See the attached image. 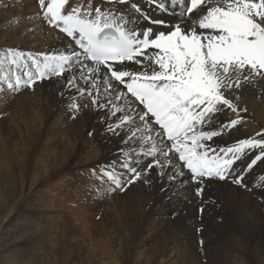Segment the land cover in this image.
<instances>
[{
  "label": "bare ground",
  "instance_id": "bare-ground-1",
  "mask_svg": "<svg viewBox=\"0 0 264 264\" xmlns=\"http://www.w3.org/2000/svg\"><path fill=\"white\" fill-rule=\"evenodd\" d=\"M88 2L70 0L64 11L78 4L87 6ZM133 2L153 19L168 23L178 20L176 15L163 13L155 5H148L146 0ZM92 4L93 7L101 5L102 9L118 10L130 29L137 25L147 26L130 4H107L105 0H92ZM168 7L169 11L173 10L170 4ZM174 10L179 13L180 6ZM24 11L34 13L33 17L25 24L10 25V19H19L18 14ZM40 11L39 15L34 0H2L0 86H14L13 80L21 74L22 67L24 71L35 72L26 56L18 64H11L7 56L9 49L34 56L39 53L70 54L73 49L81 52L57 27L47 22L41 8ZM153 27L166 30L162 26ZM37 58L43 63L42 56ZM72 63L71 70L63 75L42 78L21 97H16L17 100L15 98L20 111L14 109L8 113L7 119L12 121L11 129L3 131L0 123V171L7 175V181L0 182V264H52L59 255V243L57 240L54 242V238L60 232L63 215L73 216V222L79 223L85 235L89 236L87 226L92 218V209L86 200L98 195L102 186L106 191H112L130 179L132 173L122 167L126 162L141 172V177L133 183V189L127 191L128 198L135 204L141 218L147 213V221H172L176 232L174 249L181 256H187L189 251L199 256L200 247L195 245L194 238L195 227L216 217L227 219L231 223L229 231L237 235L261 231L260 245L264 248V220H261L264 216V180L261 179L264 177V158L248 169V164L264 149L246 150L233 165L228 178H204L203 185L193 182L190 171L180 167L182 162L178 154L169 166H164L165 157L156 154L154 158L162 166L148 169L153 156L145 153L151 143H143L141 137L151 133L137 131L142 128L143 122L130 110L125 99H115L116 91L107 89L102 75L98 77L82 69L81 63L91 66V62L81 57L79 62ZM126 67L139 66L129 63ZM82 71L83 75L99 79L97 88L91 87V81L81 78ZM73 77L76 86L70 87L68 80ZM80 88L85 89L83 95L79 92ZM119 90L124 91L122 85ZM225 95L238 109L246 111L239 112L240 122L236 126L222 129V125L237 119L238 115L230 108L219 106L221 111L212 117L210 124L204 126V130L221 132L204 141L211 149L233 145L264 130V76L245 82L238 89L225 90ZM93 97H96L97 105L105 107L93 105ZM73 102L79 105L78 111L70 107ZM113 105L123 110L113 115ZM131 107L142 106L134 104ZM124 115L132 119L121 124ZM115 125L120 126L110 127ZM133 132H136L135 136ZM257 138L264 139V136ZM158 147L163 145L158 144ZM104 171L113 172L120 186L105 176ZM238 175L243 177L241 184L232 182ZM198 187H203L199 196L196 194ZM79 190L83 193H77ZM15 204L21 208L15 209ZM240 225L244 226L241 230ZM94 230L92 228V233ZM95 236L101 239L103 234L98 232ZM253 237H247L245 248L224 240L217 243L208 255L210 258H232L230 264H264V256L255 259L248 256ZM234 238L238 242L239 239ZM38 240L42 241L36 245ZM174 249L170 253L173 254ZM110 259L114 262L111 260L108 264H119L115 256ZM165 262L159 259L160 264Z\"/></svg>",
  "mask_w": 264,
  "mask_h": 264
},
{
  "label": "snow or ice",
  "instance_id": "snow-or-ice-1",
  "mask_svg": "<svg viewBox=\"0 0 264 264\" xmlns=\"http://www.w3.org/2000/svg\"><path fill=\"white\" fill-rule=\"evenodd\" d=\"M69 2L38 0L47 22L73 38L82 53L73 49L70 54L39 53L34 56L7 50L11 64H18L25 56L31 61L35 72H24L28 79L23 83L28 87H32L33 77L39 81L51 75H63L71 70L73 61L79 62L83 57L91 62V66L81 63L82 69L98 77L102 75L107 89L116 91L115 99H125L130 110L143 122L137 131L151 133L141 137L143 143H151L145 153L153 156L148 169L162 166L154 158L156 154L166 158L164 166L171 165L178 154L182 162L180 167L189 170L192 181L201 185L204 178H228L233 165L246 150L264 149V139L257 138L264 136V130L219 150L204 143L221 134L216 130H204L212 117L221 111L220 105L238 115L237 119L222 125V129L236 126L240 122L239 112L246 111L238 109L225 95V90L238 89L243 83L264 76V0H146L148 5H155L161 12L176 15V23L153 19L133 0H105L107 4H130L131 9L147 22V26L137 25L134 29L128 27L127 20L116 9H102L101 5L93 7L89 0L87 6L78 4L65 12ZM169 4L172 11H169ZM176 6H180L179 13L174 10ZM38 56L43 57V63ZM2 59L0 57V62ZM129 63L139 67H126ZM81 78L91 81L92 88L98 87L99 79L83 75V71ZM21 82L17 77V90ZM121 85L126 92L119 90ZM68 86H76L75 77L68 80ZM79 92L83 95L85 89L80 88ZM88 94L91 95L90 90ZM92 104L97 105L96 97ZM134 104L142 107H131ZM97 106L105 107L103 104ZM70 107L79 110L75 102ZM113 108V115L123 110L115 105ZM131 119L124 115L121 124ZM262 158L264 150L252 159L248 169ZM122 167L132 173L125 187L141 177V172L129 163ZM104 175L120 186L113 172L104 171ZM242 179L238 175L232 182L241 184ZM202 192L203 187L196 189L198 196Z\"/></svg>",
  "mask_w": 264,
  "mask_h": 264
},
{
  "label": "rangeland",
  "instance_id": "rangeland-1",
  "mask_svg": "<svg viewBox=\"0 0 264 264\" xmlns=\"http://www.w3.org/2000/svg\"><path fill=\"white\" fill-rule=\"evenodd\" d=\"M34 3L38 6L40 15L38 0H34ZM1 5L2 0H0V7ZM33 14L29 11H24L23 14L19 13L18 17L20 20L11 18L10 25L25 24L27 19L33 17ZM20 71L21 74L17 76L22 81L19 90H17L16 86L17 77L13 80L14 86L9 87L6 84L0 86V103L2 104H0L2 106H0V123H2V130L5 132L12 127V121L7 119L8 113L17 111V109L20 111L19 106L17 107V104H15V98L21 97L30 88L26 83H23V81L28 79V77L24 76V68L22 67ZM33 80L34 83L39 82L34 78ZM88 136L90 135L88 134ZM2 180L7 181V175L5 172L0 171V182ZM126 183L127 180L112 191H106L105 187L102 186L99 189V194L93 197L87 194V197L90 198L86 201H88L92 209V218H90L87 226L90 232L89 236L85 235V230L81 228L79 223L73 222L75 220L73 216H62L60 232L54 238V242L57 240L59 243L57 245L59 255H57L52 264H108L111 260L114 262L113 259H110L114 256L115 261H118L117 263L119 264H160V258L166 261L165 264H230L232 258H214L213 256L210 258L209 252L217 246V243L224 240H230L231 244L238 243L240 244L239 247L245 248L247 237L250 236H254V240L250 243L248 256L253 259L259 258L260 255L264 256V248H261L260 245L261 231H248L242 235H237L229 231L231 223L224 217H216L196 226L194 238L195 245L197 244L200 247L198 248V251H200L199 256L195 255L193 251H189L185 257L181 256L174 249L176 232L171 224L172 221H161V223L158 221H147L149 219L147 213L141 218L135 204L127 196V191L129 192L133 189V183L125 187ZM121 187H124L123 191ZM77 193H83V190H79ZM17 208H21V206L15 204V209ZM166 218L169 219V217ZM261 220H264V216ZM262 222L264 224V221ZM243 227V225H240L239 229L241 230ZM92 228L95 229L93 233ZM98 232L103 234L101 239L95 236V233ZM234 237L239 239L238 242H236ZM41 241L38 240L36 245ZM172 249L175 250L173 254L170 253Z\"/></svg>",
  "mask_w": 264,
  "mask_h": 264
}]
</instances>
